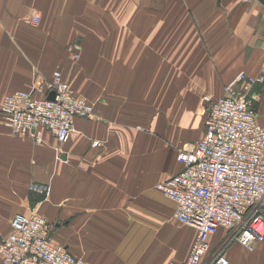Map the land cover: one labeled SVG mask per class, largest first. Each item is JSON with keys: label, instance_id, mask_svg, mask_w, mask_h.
<instances>
[{"label": "crops", "instance_id": "0c3cea01", "mask_svg": "<svg viewBox=\"0 0 264 264\" xmlns=\"http://www.w3.org/2000/svg\"><path fill=\"white\" fill-rule=\"evenodd\" d=\"M56 69L94 114L74 117L58 143L45 128L39 142L10 133L0 113V239L16 214L35 211L54 243L89 264L183 263L197 231L176 219L175 201L156 184L181 169L178 148L204 133V98L222 96L226 84L235 81L264 126V6L0 0V103L17 89L45 95ZM35 182L49 193L31 189ZM227 234L218 227L209 253ZM225 253L229 264H264V239L252 250L234 241Z\"/></svg>", "mask_w": 264, "mask_h": 264}, {"label": "built area", "instance_id": "2783aa9c", "mask_svg": "<svg viewBox=\"0 0 264 264\" xmlns=\"http://www.w3.org/2000/svg\"><path fill=\"white\" fill-rule=\"evenodd\" d=\"M244 77L241 71L236 80ZM46 89L43 96L26 89L6 93L0 104L3 124L10 133H29L37 142L45 128L65 143L73 133L74 117H93V105L71 89L59 70L53 71ZM224 89L222 96L204 98V133L178 148L181 169L156 184L175 201L176 219L197 231L186 260L172 264H229L225 249L233 241L252 250L264 239V126L250 100L235 89V81ZM30 188L50 191L48 184L38 182ZM220 226L228 234L209 253L210 237ZM0 256L2 264H89L54 243L48 220L35 211L13 217L10 231L0 239Z\"/></svg>", "mask_w": 264, "mask_h": 264}, {"label": "rangeland", "instance_id": "374dc122", "mask_svg": "<svg viewBox=\"0 0 264 264\" xmlns=\"http://www.w3.org/2000/svg\"><path fill=\"white\" fill-rule=\"evenodd\" d=\"M37 22V21H36ZM74 54V53H73ZM73 57L76 59L78 56H77V54H74L73 55ZM57 70V69H56ZM1 104V103H0ZM161 111H160V109L158 110V111H156V110H154V112L153 113H149L148 114V117H150V116H154V115H156V114H159ZM139 126V125H138ZM138 128H140V129H142L141 127H138ZM146 130L147 131H149V128L147 129L146 128ZM187 143V142H186ZM186 143H182L181 145H180V147H182L184 144H186ZM179 147V146H178ZM52 238V237H51ZM234 242V241H233Z\"/></svg>", "mask_w": 264, "mask_h": 264}, {"label": "water", "instance_id": "95a60500", "mask_svg": "<svg viewBox=\"0 0 264 264\" xmlns=\"http://www.w3.org/2000/svg\"><path fill=\"white\" fill-rule=\"evenodd\" d=\"M264 6V0H258ZM219 2V0H218ZM54 93H49L48 98H53Z\"/></svg>", "mask_w": 264, "mask_h": 264}]
</instances>
